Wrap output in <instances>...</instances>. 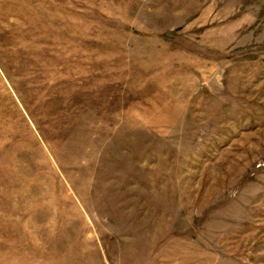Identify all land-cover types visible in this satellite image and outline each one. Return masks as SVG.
Masks as SVG:
<instances>
[{"label": "rangeland", "instance_id": "1", "mask_svg": "<svg viewBox=\"0 0 264 264\" xmlns=\"http://www.w3.org/2000/svg\"><path fill=\"white\" fill-rule=\"evenodd\" d=\"M0 264H264V0H0Z\"/></svg>", "mask_w": 264, "mask_h": 264}]
</instances>
